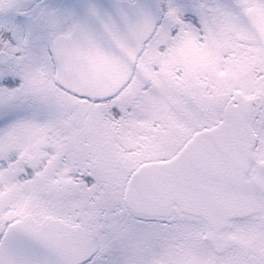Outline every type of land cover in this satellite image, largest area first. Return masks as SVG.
Here are the masks:
<instances>
[{
    "label": "snow or ice",
    "instance_id": "snow-or-ice-1",
    "mask_svg": "<svg viewBox=\"0 0 264 264\" xmlns=\"http://www.w3.org/2000/svg\"><path fill=\"white\" fill-rule=\"evenodd\" d=\"M0 264H264V0H0Z\"/></svg>",
    "mask_w": 264,
    "mask_h": 264
}]
</instances>
